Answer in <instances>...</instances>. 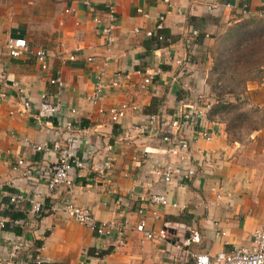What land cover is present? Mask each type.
<instances>
[{"label":"crops","instance_id":"crops-1","mask_svg":"<svg viewBox=\"0 0 264 264\" xmlns=\"http://www.w3.org/2000/svg\"><path fill=\"white\" fill-rule=\"evenodd\" d=\"M34 1L0 0V264H33L37 254L51 264H195L201 253L249 247L255 230L264 227V167L237 160L225 125L212 116L214 105L200 122L216 128L218 135L190 139L192 161L186 169L192 177L183 186L166 184L153 173L157 160L167 161L165 155L146 153L164 148L159 139L129 129L151 115L172 117L180 97L189 93L185 82L214 99L206 81L212 64L206 52L227 26L264 17V0H75L58 4L55 12L50 8L53 22L47 25L31 18ZM245 4L249 13L244 15ZM109 6L116 14L111 46L104 33ZM96 15L102 23L94 20ZM192 28L205 35L201 42L190 34ZM149 30L153 36L146 34ZM10 38L26 39L33 49L46 48L49 69L43 70L31 53L12 57ZM105 59V81L121 73L120 85L107 88L94 104L88 96ZM137 70H149L152 81L144 85L145 75ZM128 73L130 79L124 77ZM52 76H59L63 86L52 85ZM45 93L62 110L39 127L33 111L23 112V102L29 98L38 104ZM124 102L138 109L113 121L108 110ZM67 122L73 124L75 150L87 166L71 171L70 187L52 190L51 169L58 161L53 147L67 137L62 129ZM44 143L49 149L32 147ZM20 158L24 165H18ZM107 158L111 170L104 167ZM154 192L165 194L169 204L151 203ZM16 193L24 199L12 203ZM34 200L51 207L71 200L89 208L99 222L128 223L124 244L118 233L97 235L61 210L50 208L39 218L32 211ZM12 213L24 218L12 220ZM143 219L155 231L154 239H144L136 230ZM23 239L31 247L12 257L14 243Z\"/></svg>","mask_w":264,"mask_h":264},{"label":"built area","instance_id":"built-area-1","mask_svg":"<svg viewBox=\"0 0 264 264\" xmlns=\"http://www.w3.org/2000/svg\"><path fill=\"white\" fill-rule=\"evenodd\" d=\"M227 5L231 6L230 3ZM70 11V9L66 10V12ZM242 13L244 15L249 13L247 4L243 5ZM260 15L262 14L260 13ZM107 17L108 21L105 23L104 33L107 45L111 46L113 42L112 31L116 22L114 6H109ZM94 20L98 23H102V19L98 15L94 17ZM160 27L161 25L158 26V28ZM135 31L138 33L141 32V30L137 28ZM189 32L195 37L200 33L197 29L193 28ZM154 33L155 32L150 30L146 32L148 36H153ZM159 39L161 40L163 37L159 35ZM7 48L10 55L14 58H19L31 53L35 56L36 61L43 70L47 71L49 69V53L46 48L39 47L33 49L28 41L23 38H10L7 43ZM76 57L77 54L74 53L70 56V59L75 60ZM88 60L93 61V57H88ZM107 65L108 61L105 59L100 70L97 72L94 89L88 96V99L94 104L98 103L104 97V92L107 88L120 85L121 73H117L116 77L111 82L107 83L105 81ZM135 73L143 76L145 75L143 81L144 85L149 84L153 79V75L149 70L145 72L137 70ZM124 77L130 79L131 74L128 73L124 75ZM50 83L58 87L63 86V81L59 76H52L50 78ZM184 88L187 89L189 93L186 92L180 97L177 111L172 117L162 118L160 115H151L145 122L143 121L132 125L129 129V132L136 131L139 134L157 137L159 139L164 145V148L158 150L146 149V153L147 155H165L167 161L162 162L161 159L157 160L154 163L153 173L160 177V180L166 184H171L176 181L180 186H183L186 181L192 177L191 170L186 169V162L192 161V153L189 147L191 143L190 139L192 140L194 137L200 135V137L205 140H213L218 135L216 128L208 127L200 122L202 119L204 120L211 111L214 100H209L206 94L199 90L197 91L190 82H185ZM23 107V112L33 111V116L39 127H42L45 121L54 119L62 110L60 105L50 100L46 93L42 95V100L38 104L32 103L29 98H24ZM130 109L137 110L138 106L124 102L119 107L109 109L108 112L112 120L117 122L125 117ZM76 111V109H71L72 113ZM105 112L106 110H101L102 114ZM63 128L68 132L67 137H63L64 142L54 143L53 147L54 151L58 153V161L51 169L49 187L52 190L62 186L70 187L72 184L71 171L75 168H84L87 166V161L79 157L76 153L73 124L67 122L62 129ZM59 131L62 133L61 130ZM126 136L128 137V134ZM32 147L37 150L49 149V144H33ZM108 149L111 150L112 146H108ZM24 164L25 160L20 158L18 160V165ZM207 164H212L210 158H207ZM104 167L111 170L112 161L110 158H107ZM106 175L108 180L111 181V177L108 176L107 173ZM218 197L220 198L221 194H219ZM22 199H24V196L20 193H16L11 197V202H19ZM150 202L158 205L169 204L167 196L159 192H154L150 195ZM44 203L45 201L41 200L32 201V211L39 213L43 210ZM59 210L64 211L77 222L94 231L97 235L110 236L118 233L121 238V244H124L122 237L130 226L128 223L123 224L117 221L99 222L89 208L76 205L71 200L52 204L51 211L55 212ZM143 212L144 208H141L139 213L143 214ZM155 215H158L157 211ZM1 224L4 226V223ZM135 228L138 232L142 233L144 239L151 240L156 237L155 231L146 227V221L144 219L138 223ZM184 243L189 244L190 240H185ZM29 247H31V242L28 239L17 241L13 245L11 256L14 257L18 251L24 248L28 249ZM33 264H51V261L48 257L37 254L33 259ZM195 264H264V227L255 230L249 247L242 246L232 252H221L215 255H211L207 252L201 253L196 255Z\"/></svg>","mask_w":264,"mask_h":264},{"label":"rangeland","instance_id":"rangeland-1","mask_svg":"<svg viewBox=\"0 0 264 264\" xmlns=\"http://www.w3.org/2000/svg\"><path fill=\"white\" fill-rule=\"evenodd\" d=\"M63 2L66 1L35 0L31 18L35 23L47 25L49 21L53 22L49 18L52 16L50 8L55 12L58 4ZM258 18L264 19L263 16ZM236 25L227 26L206 52L212 63L206 78L214 98L212 116L225 125L233 155L242 165L264 167V66L251 70L245 67L229 69L222 74L212 70L214 58L225 46V36ZM233 88L232 92L230 89Z\"/></svg>","mask_w":264,"mask_h":264},{"label":"trees","instance_id":"trees-1","mask_svg":"<svg viewBox=\"0 0 264 264\" xmlns=\"http://www.w3.org/2000/svg\"><path fill=\"white\" fill-rule=\"evenodd\" d=\"M64 1L71 2L75 0ZM196 37L197 41L201 42L205 35L199 33ZM225 37L224 41L226 43L223 50L219 51L214 58L213 71L222 74L229 69L245 67L251 70L253 67L264 66V19L252 18L240 22ZM234 89L230 90L233 92ZM50 208L51 206L45 201L43 210L38 213L39 218L44 216L45 213L51 212ZM11 218L12 220L24 218V214L12 213ZM37 245L39 246L41 243L38 242Z\"/></svg>","mask_w":264,"mask_h":264}]
</instances>
